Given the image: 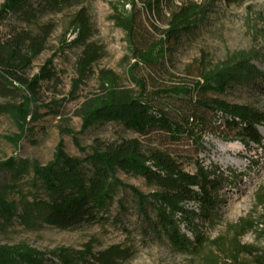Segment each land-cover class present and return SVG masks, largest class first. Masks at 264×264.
Listing matches in <instances>:
<instances>
[{"label": "trees", "instance_id": "16d2710c", "mask_svg": "<svg viewBox=\"0 0 264 264\" xmlns=\"http://www.w3.org/2000/svg\"><path fill=\"white\" fill-rule=\"evenodd\" d=\"M138 2L143 3L141 9ZM161 2L117 0L111 6V19L123 31L131 58L136 61L128 71L135 89H117L112 76L107 75V94L86 104L80 133L60 129L61 139L46 165L15 157L0 161V180L5 177L9 181L0 182L1 230L16 223L29 229L64 231L102 224L108 222L107 213L113 205L117 204L118 213L127 210V199L141 218L139 229L147 237L164 239L180 251L202 245L196 221L210 224L216 219L224 203L219 192L226 179L219 167L213 163L205 166L200 158L206 152L205 137L238 142L245 148L263 141L257 128L264 126V113L217 96L237 86L264 83V72L256 65L264 66V46L229 55L196 78L176 85L159 83L154 76L163 73L167 57L204 14L196 3L180 6L170 15L162 40L156 42L150 37L151 29L145 28V17L150 18ZM40 6L38 2L33 7L31 0H4L0 5V20L16 16L36 27L35 32L14 29L0 43V100H7L0 103V117L13 121L18 134L7 140L14 145L45 116L28 95L18 92L10 73L26 71L54 31L51 23H38ZM72 25L77 33L72 45L85 48L78 61L79 77L73 83L77 90L103 53L88 43L91 28L85 10L76 13ZM139 66L148 73V79L134 75ZM106 124L121 126L133 137L106 143L96 140L91 148L81 146L78 135ZM62 137L71 138L81 156H69ZM119 173L141 178L155 190L144 194L121 181ZM20 182H24L26 192L18 188ZM16 189L18 199L10 200L9 194ZM133 254L130 248L118 245L94 251L90 243L80 251L58 248L51 252L24 244L0 245V264H122Z\"/></svg>", "mask_w": 264, "mask_h": 264}, {"label": "rangeland", "instance_id": "374dc122", "mask_svg": "<svg viewBox=\"0 0 264 264\" xmlns=\"http://www.w3.org/2000/svg\"><path fill=\"white\" fill-rule=\"evenodd\" d=\"M3 1L0 0V5ZM116 1L61 0L55 5L52 0H31L33 7L38 2L41 4L37 11L38 23H51L54 31L43 52L26 71L10 73L18 92L28 95L32 105L45 116L31 126L17 145L7 140L18 134L13 121L8 116L0 117V161L15 157L46 165L52 160L61 139L60 129L66 127L80 133L86 104L107 94V75L112 76L117 89H135L128 71L136 61L131 58L123 31L111 19V6ZM190 2L204 9L203 18L190 34L181 38L174 53L167 57L163 73L154 76L159 83L176 85L184 79L196 78L229 55L249 52L253 46H264V0H162L155 13L150 18L145 17V28L151 29V39L162 40L170 15ZM142 7L143 3L138 2L137 8ZM80 9L86 11L91 28L88 43L99 47L103 56L91 65L87 77L75 90L73 83L79 77L78 61L85 49L80 44L72 45L77 37L72 21ZM35 28L16 16L0 20V43L14 29L35 32ZM256 65L264 72L263 65ZM140 68L135 69L134 75L148 79V73ZM217 97L264 113L263 82L237 86ZM4 101L7 100L2 99L0 103ZM257 130L263 141L261 145L252 144L249 148L241 144L239 149L226 148L223 146L226 142L205 137L206 152L200 158L205 166L213 163L219 167L226 179L219 192L224 203L218 209L216 219L210 224L199 219L196 221L204 241L197 248L180 251L164 239L141 233V218L133 212L127 199V210L118 213L117 204L113 205L107 213L108 222L102 224L64 231L52 227L29 229L16 223L6 231L0 229V245L24 244L40 252L58 248L80 251L88 243L94 246V251L118 245L130 248L134 253L122 264H264V126H258ZM131 137L133 135L121 126L111 124L93 126L78 135L84 148H91L96 140L106 143ZM62 140L69 156H81L71 138L62 137ZM119 178L144 194L155 190L141 178L124 173H119ZM5 181L9 182L5 177L0 180ZM18 188L26 192L24 182H20ZM19 189L9 194L10 200L18 199ZM182 231L187 233L184 228Z\"/></svg>", "mask_w": 264, "mask_h": 264}, {"label": "bare ground", "instance_id": "6f19581e", "mask_svg": "<svg viewBox=\"0 0 264 264\" xmlns=\"http://www.w3.org/2000/svg\"><path fill=\"white\" fill-rule=\"evenodd\" d=\"M224 147L226 148H234V149H239L241 147L240 143H224Z\"/></svg>", "mask_w": 264, "mask_h": 264}]
</instances>
